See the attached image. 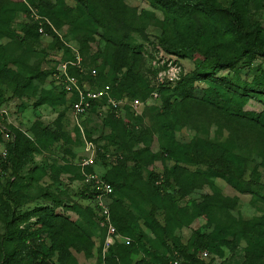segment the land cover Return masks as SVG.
<instances>
[{
    "label": "rangeland",
    "instance_id": "374dc122",
    "mask_svg": "<svg viewBox=\"0 0 264 264\" xmlns=\"http://www.w3.org/2000/svg\"><path fill=\"white\" fill-rule=\"evenodd\" d=\"M51 1H60L53 16L73 47L77 48L82 33L97 30L89 54L81 56L85 74L96 67L93 58L104 49L106 34L143 45V57L135 75L118 76L122 90L131 93L129 109L117 114L126 124H106L101 118L111 111L107 108L104 115L98 113L101 118L88 117L83 131L76 127L78 121L67 101L35 105L42 95L58 94L61 86L54 71L70 57V52L66 53L52 36L37 34L29 5L39 14V1L0 0V129L9 133L0 140V167H5L0 168V264L8 252L20 247L18 241L5 240L8 218H14L11 225L15 228L35 230L51 211L84 229L94 244L91 251L74 246L63 252L56 250L51 259L54 264H110L109 257L118 264L157 263L163 252L175 251L174 243L192 253L189 244L194 232L226 226L242 228L239 247L226 250L223 257L215 255L211 264H243L249 242L263 249L259 264H264V129L207 103H193L168 151L155 113L167 100L182 98L184 91L179 82L193 71L200 58L165 52L159 37L169 25L166 14L149 0H91L107 20L103 30L87 18L79 23L76 0ZM219 1L228 6L231 0ZM251 19L264 24V0H251ZM191 26L195 31L204 29L203 17L191 16ZM7 68L26 76L41 75L42 82L36 79L37 90H26L18 96L15 86L5 82ZM260 68L264 69V56L256 57L243 73L250 79L261 73ZM194 95L199 100L212 97L224 105L238 106L230 97H216L205 82L195 83ZM243 109L263 111L264 96L250 99ZM36 122L56 126L63 139L37 153L35 166L16 169L6 155L14 140L12 130L32 136ZM126 126L136 129V138L126 132ZM86 159H92L91 163L84 164ZM136 164L141 173L135 169ZM174 164L200 173L201 178L192 182L173 176L170 168ZM89 173L104 180L114 177L126 185V192L116 191L122 203L115 211L133 221L135 230L130 236L119 233L111 247L105 245L106 229L93 210L94 186L86 182V176L83 179ZM205 198L214 204L210 222L205 216H196V204ZM38 206L49 210L32 212ZM68 227L73 235L74 229ZM164 244L169 245L168 251Z\"/></svg>",
    "mask_w": 264,
    "mask_h": 264
},
{
    "label": "trees",
    "instance_id": "16d2710c",
    "mask_svg": "<svg viewBox=\"0 0 264 264\" xmlns=\"http://www.w3.org/2000/svg\"><path fill=\"white\" fill-rule=\"evenodd\" d=\"M38 1L39 8L37 10L42 17L45 31L58 43L62 44V48L66 53L70 52V57L63 60H75L72 46L65 40L53 16L58 11L60 1ZM76 1L80 15V18L77 19L79 23L84 22V18H87L95 22L101 29L107 28V20L97 5L91 0ZM149 2L156 9L166 14L169 28L167 26L159 37V43L165 52L182 57L200 58L193 71L179 82L184 91L182 98L167 100L162 108L155 113L156 124L163 135L168 151L173 148L176 132L186 117L187 108L193 103H207L227 114L250 121L264 129V110L256 113L243 109L250 99L264 96V69L260 68L261 73L253 75L250 79L243 73L245 66L251 68L256 57L264 56V24L251 19V0H231L228 6L222 5L219 0H149ZM29 8L32 9L30 5ZM194 14H200L203 17L204 29L195 31L192 28L191 16ZM39 24L38 21L34 20L35 30L41 36ZM96 31L91 30L82 33L77 48L75 47L81 56L89 54L90 43L94 40ZM105 37L104 49L93 58V63L96 66L94 68L97 70L96 75H92L90 71L81 74L73 65L69 66V71L71 74L79 76L81 81L88 82L93 88L102 87L108 83L111 84L112 95L117 99L128 98L124 108L129 109V96L131 93L122 90L121 85L118 83V76L120 73L135 75V68L143 57V45H132L115 35L106 34ZM0 52H2L1 45ZM16 65L20 66L19 63H16ZM221 71L226 73L221 74ZM6 73L7 79L5 82L15 86V94L18 96L23 95L26 90L33 88L37 90V87H35L38 86L36 79L42 82L41 75L26 76L15 68H7ZM197 81L207 83L208 89L216 97H230L238 103V106L224 105L212 97L197 99L194 95ZM76 99V93L69 94L65 89L60 88L56 95H42L35 105L40 106L48 102L59 105V103L67 101L72 110V103ZM97 105L94 104L91 113L82 119V125L81 122L80 124L76 123L78 129L84 131L83 124L91 115L101 118L97 113ZM2 119L3 114L0 113V122ZM101 119L112 126L125 123L113 109ZM124 128L131 137L136 138L134 127L126 126ZM12 132L10 134L14 140L10 143L6 155L7 158L11 159L16 169L30 165L35 166V155L37 153L51 149L55 142L63 139V133L56 126L44 125L40 122L33 124L32 136L17 129H13ZM4 134L9 133L0 129V140H2ZM0 168L4 170L5 167L3 168L1 164ZM135 169L138 173H141L139 164L135 165ZM170 172L177 178L182 177L192 182H198L201 178L200 173L191 172L178 164H174L170 168ZM85 176L86 174L83 175V179ZM32 177L36 178L35 175H32ZM105 181L113 186V192L106 198L110 207L112 222L118 234L130 236L134 233L135 224L125 214L115 211L117 205L122 203V199L116 197V191L126 192V185L114 177L106 178ZM92 194L95 197L96 192L93 191ZM47 210H49L47 206H38L32 212L38 213ZM93 210L99 222V213L95 206ZM213 212L214 204L207 198L196 204V216H205L210 222L213 218ZM13 219L12 216L8 218L7 232L4 237L8 243L20 242V247L8 252L4 256L2 264H54L51 259L56 250L63 252L68 247L74 246L78 250L91 251L94 246L88 234H85L84 229L69 222L67 218L61 214H56L54 211H51L50 215L39 221L40 227L35 230L23 231L13 227L11 225ZM148 224L151 226V223ZM68 225H71L74 229L75 233L73 235L70 234ZM241 232V227L230 228L228 226L215 228L210 232L196 231L193 233L189 244L192 253L180 244L174 243L173 250L175 251L171 254L163 252L160 255V261H157V263L168 264L171 259L178 258L181 264H211L215 255L223 257L226 250L234 251L238 249V234ZM139 240H141L140 237ZM163 247L167 251L170 249L169 245L164 244ZM203 251H207L212 256L203 258ZM262 258L263 249L258 244L249 242V245L245 248L243 264H259ZM109 261L110 264H118L114 257H109ZM157 263L150 261L147 264Z\"/></svg>",
    "mask_w": 264,
    "mask_h": 264
},
{
    "label": "built area",
    "instance_id": "2783aa9c",
    "mask_svg": "<svg viewBox=\"0 0 264 264\" xmlns=\"http://www.w3.org/2000/svg\"><path fill=\"white\" fill-rule=\"evenodd\" d=\"M31 10L32 16L40 23L39 32L43 36L48 37L49 34L45 31L42 17L33 8ZM72 50L75 54V60L64 61L61 63L54 72V77L58 81V84H60V88L65 89L69 94L76 93L77 99L72 103V111L74 118L78 121L77 123L80 124L82 119L91 113L94 104H98L97 113L101 116L104 115L103 112L107 108H110L111 110L113 109L118 115L122 114L121 111L124 109V104L128 102V98L117 99L112 95L110 85L106 84L102 87L93 88L88 82L81 81L79 76L70 73V65L75 66L81 74L85 73L81 54L73 46ZM89 71L92 75L97 74L96 68H91ZM90 144L92 145V142H90ZM91 160L92 159L84 160V164H90ZM85 180L94 186V191L96 192L94 206L99 213L100 224L106 229L107 236L105 239V245L109 247L115 243V236L118 235L117 229L112 222L110 207L106 201V198L113 192V186L96 173L86 174ZM211 256L212 255L207 251L202 252L203 258H209ZM168 264H181V261L178 258H173Z\"/></svg>",
    "mask_w": 264,
    "mask_h": 264
}]
</instances>
